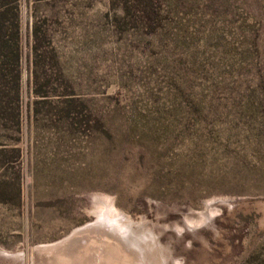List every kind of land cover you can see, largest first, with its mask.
Wrapping results in <instances>:
<instances>
[{
  "label": "rangeland",
  "instance_id": "1",
  "mask_svg": "<svg viewBox=\"0 0 264 264\" xmlns=\"http://www.w3.org/2000/svg\"><path fill=\"white\" fill-rule=\"evenodd\" d=\"M136 1L15 0L0 264H264V0Z\"/></svg>",
  "mask_w": 264,
  "mask_h": 264
},
{
  "label": "trees",
  "instance_id": "2",
  "mask_svg": "<svg viewBox=\"0 0 264 264\" xmlns=\"http://www.w3.org/2000/svg\"><path fill=\"white\" fill-rule=\"evenodd\" d=\"M134 8L137 12H141L142 15H139V17L143 18L144 20L148 19V21H151L153 19V15L155 13L154 6L150 0H137L134 3ZM140 18V19H141ZM242 55V58H245L247 56L251 55V52L247 50V54ZM18 58H19V47H18V19H17V7L15 0H0V83L2 79V70L6 69L8 72H13L12 78H13V98L16 101L17 99V92H16V77H17V64H18ZM193 65V63L191 64ZM180 71H183L180 68ZM196 75L199 74V71L195 73ZM167 75H170L172 79L176 80L179 79L180 81L186 80L187 74L181 76L180 74H177L175 77L171 74V71H167ZM170 83L169 86L173 87L172 90H174L171 97L168 98V107L169 109H172L175 111L176 115L183 114V116L187 117V120L185 119L183 123L184 129L192 130L191 132H195L193 129V126L195 123L193 121L195 118V115L198 113L199 107L191 105V99L189 96L194 97V92L187 90L188 88L183 87L182 85H176L174 81L169 79ZM189 86V85H188ZM259 88L253 87L250 90H248L246 97L248 98V101L250 102L249 109L251 111L258 108L255 102L258 100L259 97ZM12 90V89H11ZM208 93H211L210 91ZM3 91L0 85V108H1V102ZM195 98V97H194ZM69 102H71V98H68ZM197 100V99H196ZM202 97H199V100L201 101ZM249 106V105H248ZM16 107V106H15ZM16 110V109H15ZM91 115V111L88 108L87 105L82 103V116H84V123L88 124L89 117ZM189 117L192 118L189 119ZM181 123V124H182ZM183 130V134H184Z\"/></svg>",
  "mask_w": 264,
  "mask_h": 264
},
{
  "label": "bare ground",
  "instance_id": "3",
  "mask_svg": "<svg viewBox=\"0 0 264 264\" xmlns=\"http://www.w3.org/2000/svg\"><path fill=\"white\" fill-rule=\"evenodd\" d=\"M102 217H104L102 219V221H104V222L106 221L107 223H110L111 225L113 224L112 226H114L117 231L126 233L127 235L131 234L130 227L127 226V224L118 222L113 217L112 218H109L108 216L106 217V216H103V215H102Z\"/></svg>",
  "mask_w": 264,
  "mask_h": 264
}]
</instances>
